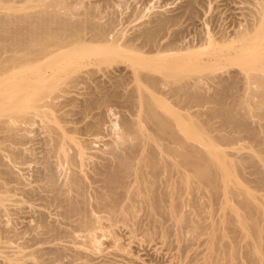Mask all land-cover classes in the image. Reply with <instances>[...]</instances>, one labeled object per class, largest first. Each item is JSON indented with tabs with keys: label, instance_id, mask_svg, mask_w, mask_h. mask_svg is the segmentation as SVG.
I'll return each mask as SVG.
<instances>
[{
	"label": "bare ground",
	"instance_id": "6f19581e",
	"mask_svg": "<svg viewBox=\"0 0 264 264\" xmlns=\"http://www.w3.org/2000/svg\"><path fill=\"white\" fill-rule=\"evenodd\" d=\"M92 1L0 0V148L6 147L9 151L8 158L10 156L14 160H19L26 152V149L23 147L24 152L19 145L28 143L26 140L31 136L29 133L35 131L37 124L38 127L42 126L45 133L43 140L41 139L44 144L43 164L39 169L37 168L41 183L38 186L37 179L38 187L26 185L25 182L23 187L14 188L21 190L20 192L30 196L29 198L39 195V188H44L46 192L50 191V195L43 196V199L51 205L60 207V212L65 219L69 220L68 223L70 220L76 222L77 224L74 225L86 231V237L88 236L91 241H94L97 236L95 229L98 230L103 222L110 223L109 229L119 225L137 227L145 221L150 222L149 225H153L155 229H166L169 223H174L178 235L183 236L187 230L197 235L204 230L199 220L202 218L201 213L210 212L205 211L209 204L205 205L200 201L201 194L207 193L208 198L213 201L221 200L222 207L230 210L229 214L228 210L223 216L221 213L220 224L235 222V228L240 232L238 236L243 240L247 239L245 240L247 256L243 253L245 255L243 257L248 259L249 263H247L264 264V226L260 222L264 219V204L255 202L251 192L241 187L235 173V169L238 171L244 163L249 162L248 158L244 157L240 164L235 161L237 164L235 167L236 164L228 161L223 151L219 150L220 148L217 149L219 144H216L218 141L221 143L231 141L233 136L228 133L220 134L217 131L218 134L212 137L208 134L207 126L211 119L207 122L202 120L191 123L187 114L188 108L192 106L201 107L214 103L216 106L211 108V114L221 119L223 130L233 125L237 131L253 135L258 143L264 146V137L250 128L248 121L250 116H259L256 112L259 113L264 105V0H257L259 3L256 4L258 7L254 13V20L249 22L245 29L237 31L233 38L217 42L208 37L207 40L210 42L199 46L187 45L178 35L179 27L187 11L190 15L192 12L193 15L194 10H197L195 9L197 0H188L180 8L181 11L175 14H165L162 10L154 11L150 19L147 21L145 19V22H142L143 24L139 25L134 34L129 37L123 30L121 31L122 28L118 29L119 21L115 22L107 15L106 7L110 4L107 0H104L105 3H101L102 0L99 3ZM209 47H213V51L208 54L210 60H207L208 64H206L198 56L202 55L201 51L207 48L209 50ZM145 48L148 49L150 56H147ZM117 58H125L130 62L132 80L128 82L121 75H112L111 81L106 84L103 78L96 76L97 70L93 66L96 68L98 64ZM225 58L239 63L243 67L247 80V94L235 96L230 104L225 102L224 93L227 87L224 85L223 78L213 77L212 71L206 72L210 69L207 65L211 62ZM193 59H198L199 61L196 60L198 64ZM214 62L211 64L215 66L217 63ZM91 82H94V85ZM207 82H218L220 89L213 94H208L207 86H205ZM83 85L86 91L81 93ZM125 87L127 90L131 87L125 101L132 108L134 107L136 119L124 122L127 131L117 136V141L113 142L114 146L113 143L111 144L113 148L110 146L111 151H108V156L92 161L93 158L91 157L92 160H90V154L87 155V148L80 141L81 139L72 135L73 132L76 134L78 129L80 131V128L75 125V128L73 125H71L72 128L69 126L73 124L74 115L65 107L69 105V102L71 106L73 99L75 101V97H79H71L69 94L73 95L76 92L77 95L79 92V96L81 94L85 96L82 104L80 102V119L74 120V123L83 120L86 122L84 131L100 134L104 124V111L123 99L121 92ZM158 93L166 97H160ZM256 97L258 101H255ZM76 104L72 106L76 107ZM95 110L98 113L94 114ZM217 130L223 131L221 128ZM191 140L198 144L192 143ZM199 143L208 149H203ZM71 147L76 148V154L71 153ZM2 157L0 152V165H2ZM53 157L61 164H58ZM251 158L253 160V157ZM87 161L92 169V172L89 169L90 175L87 173L90 167L87 166L86 169L84 164L86 162L87 165ZM62 162L68 163L69 167L77 166L78 168L80 165L79 169L85 171L86 175L74 167L76 170L70 172L72 176L69 175V181H64L65 184L62 183L60 186L56 176L60 172L59 169L57 172L58 165H63ZM6 166L0 168V175L6 177L15 175L13 170ZM254 173L259 185L264 187V169L257 165L254 167ZM87 174L92 184L96 186L91 187L89 184L91 181L87 182L89 181ZM16 176L14 177L17 179L18 176ZM19 179L15 181L18 182ZM20 183H22L21 179ZM87 186L96 187L93 190V196L92 193L89 196L88 191L91 192V190H88ZM74 190L78 192L75 194L78 197L72 194ZM190 193L192 194V196L189 195L192 198L191 204L198 209L196 210L198 215L200 213L199 219L193 217L190 214L192 212L186 213L187 197ZM91 196L94 202L90 199ZM4 198L0 195L1 203L5 201ZM91 201L103 215L95 213ZM232 201H236L235 206L231 203ZM213 208L211 207V210ZM215 208L213 213L216 211ZM101 211L98 212L101 213ZM213 213L211 217L216 215L215 213L212 216ZM43 215L40 218L41 227L44 228V232L41 231L42 235L45 233L48 237L49 235L65 237L71 234L65 229H59L58 222L57 226L53 223L55 221L46 222ZM218 223L212 225L214 232L211 237H215ZM173 227L174 225H170L166 231ZM113 229L116 228L113 227ZM136 229L138 230L139 227ZM147 229L149 231L150 228ZM111 233L113 235L114 231ZM235 233L237 235V232ZM37 234L40 233L37 232ZM217 235H219L218 232ZM240 241L242 242L239 239L238 242ZM216 242L215 239L211 242L209 240L211 246L214 243L217 245ZM231 242L236 243L232 239ZM227 243L228 241L225 242V246L223 245L224 250L220 249L222 251L217 257L211 256V258L216 257L212 259L213 262L218 263L221 257H229L234 263L236 258L234 254L237 250L232 254L226 246ZM235 245L238 246V244ZM55 247L53 253L57 258L68 253L69 246L57 247L56 245ZM237 249L239 252L240 249ZM73 250L78 252L77 255L82 254L77 248ZM210 252L209 255L212 254V251ZM22 254H24L23 251ZM22 259L20 257L10 259L12 262L8 264H20L19 261ZM227 260L230 261L226 258V262ZM238 260L240 263L241 260Z\"/></svg>",
	"mask_w": 264,
	"mask_h": 264
},
{
	"label": "rangeland",
	"instance_id": "374dc122",
	"mask_svg": "<svg viewBox=\"0 0 264 264\" xmlns=\"http://www.w3.org/2000/svg\"><path fill=\"white\" fill-rule=\"evenodd\" d=\"M93 1H92L93 3H95L96 1H98L97 3H99L100 0H93ZM107 1L106 2L109 4V6L107 7L105 6L107 8V15L111 17L110 18L111 20L113 21L115 20V22L119 21L117 22L119 24L118 29L122 28L121 31L123 30V32H125V35L127 34L126 36L129 37V35L131 36L132 34H134L135 29H137L139 25L145 22V19L146 21L147 19H150V16L155 13L154 11L157 12L158 10L159 11L162 10L163 12H165V14H175V13H178V11L179 12L181 11L180 8L182 7V5H185V3H187L188 0H110V1L107 0ZM258 1L257 0H197L196 5H195L196 6L195 9L197 10H194L195 13L193 12V15H192V12L190 15V12L187 11V13L183 17V20H182L183 23L179 27L180 33L178 35L181 36V39H184L187 45L189 44V45H196V46L202 45L203 43L206 45V42L209 41L207 40L208 37H210L209 38L210 40H212L211 38H213L212 41L217 40V42L218 40L224 41V39L225 40L231 39L235 36V33L237 31H241L242 29H245L246 26H248V24H250L251 21L254 20V15H255L254 13L256 12V9L258 7L257 6L259 3ZM101 3H105V1L102 0ZM123 26H125V28ZM212 48L213 47H211L209 50L207 48L206 50L200 52L202 55L198 57H201L200 60L203 63L204 62L206 63L207 60H210L209 59L210 55L208 56V54L212 53L213 51ZM144 50L148 53L147 56H150L148 49L145 48ZM200 53L198 55H200ZM226 53L228 54V51ZM196 60L195 62L197 63L199 60L198 61ZM213 62L211 63L213 64ZM232 62L230 60L228 61L226 58L222 60H218L217 62H214V63H217L215 64V66L212 65L211 63L207 65V67L209 66L208 68H210L211 70L209 69L206 71L207 73L212 71L211 75H213V77L220 76L221 77L220 79L223 78L222 80L224 82V85L227 87L226 92L224 93L225 102L227 104L232 103V100L235 98V96H244V94H247V91H246V85H247L246 81L247 80H246V74L243 70V67L239 63H235V62L232 63ZM196 63H194V65L198 64ZM210 66H213V67L211 68ZM93 67L95 70H97L96 76L101 79L103 78V81H105L106 84H108L111 81L112 75H121L122 77H125L128 82L132 80V78L130 77L132 73V66L130 65V62H128V60L125 58H117L115 60H112L104 64H100V65L98 64L96 68L95 66ZM106 73L109 74V76ZM216 83L215 82L206 83L205 85L207 86L206 92L208 94H213L214 91H217L220 89L218 85L219 83L218 82ZM91 84L94 85V82H91ZM83 89H84V85L82 86L81 93L83 91H86V89L84 90ZM130 89L131 87H128V90ZM128 90H127V87H125L121 92L123 99H121L120 102L115 103L113 106H111V108H108L104 111V114H103L104 124H103V128L100 130V134L89 132V131H84L83 128L86 122L83 120H81V122H77L76 123L77 125L74 123V120L78 121L80 119L81 114L79 115V112H80L79 110H80V106L82 102L84 101L83 99H85V96L82 94L79 96L80 94L79 92H78L79 94L77 93V95H76V92H74L75 95L74 93L73 95L72 93L69 94L71 95V97H75V96L79 97V98L75 97V101L73 99V101L71 102L73 104H71V106L69 102V105L66 106L67 108L65 107L66 110L72 111L74 115V117L72 116L73 124L71 123L69 126L72 128L75 125L76 127L80 128V131H78L79 129L77 130V132L79 133L76 132L75 134L73 132L72 135L79 140L81 139L80 141L84 143V145L87 148L86 150V152H88L87 155L90 154L89 155L90 160H92V158H93L92 161L96 160V158H98L97 160H99L100 157L108 156V153L111 151L110 146L113 142L115 143V141H117L118 139L117 136L120 133L127 131V128L125 127L124 122L126 120H133L135 118L134 107L132 108V106H130L125 101V98L128 95ZM158 95L160 97H166V95H163V94L158 93ZM70 99L72 100V98ZM254 99L255 101H258L257 97ZM61 100H64V99L61 98ZM76 103H78V105ZM74 104H76L77 106L76 107L72 106ZM215 106L216 105L214 103L205 104L204 106H201V107L192 106L188 108L187 114L190 118L191 123H198V122H201L202 120L203 121L205 120L204 122H207L208 119H211V121L210 120L208 121L210 123H208L207 126L209 129L208 134L211 135L212 137L218 134L217 131L220 134L228 133V135L233 136V140L231 141H227V142L222 141V143L218 141L216 143V144H219V146H217L218 147L217 149L220 148L219 150L223 151L226 159L234 165L236 164L235 161L238 164H240L244 157L248 158L249 160L248 163H244L238 171L237 169H235L237 180L240 183L242 188L251 192V194L255 197V202L264 204L262 203L264 201V187L259 185L256 179V175L254 173V167L257 165H260L264 169V161H263L264 160V146L258 143L257 139L253 135L249 133L237 131L236 127H234L233 125H231L230 127H225V129L223 130L222 128L224 127L222 126L221 119L219 117H214L211 114L212 113L211 108L213 109V107ZM227 108H229L228 105H227ZM93 112H95L94 114L98 113L97 110ZM256 114H258L259 116L253 115V116H250V118L248 119L249 126L250 128L257 131V133L261 137H264V105L259 111V113L256 112ZM89 119L90 118H88V120ZM211 126L213 127L214 130L210 129L212 128ZM36 127L37 128H35V131L33 130L34 133L33 132L29 133L31 136L27 140L30 139L31 141L29 142L26 140V142H28L27 144L25 142L26 145H24V143H23V146L22 144L19 145L22 150H23V147L26 149L25 150L26 152L23 150L25 153L24 155H22L23 157H21L19 160L17 159L14 160V158L12 159L10 156L8 158L9 151L6 149V147L5 149L0 148V152H2V156H3L2 165H0V168L2 169L4 167H7L6 165H8L9 168H11V170H13L15 174L11 177L0 175V195L5 197L4 198L5 201L2 203L0 202V264L11 263L12 261L10 259H13V258L15 259L19 257L20 259L23 258L22 260H20L21 262L19 261L20 264H32V263L34 264H72V263L73 264H95V263L96 264H198V263L204 264L206 261L209 263L211 262L210 264H214V262L216 261L213 262L212 259H216L217 255L222 251L220 250L221 248L224 250L226 241H228L227 243L228 245L226 246L230 249L232 254H234L236 250L238 252L237 248H239L240 250L238 253L236 252V254H234V256H236V258L234 259V263L229 257H226L227 259L230 260V261L227 260L228 262H226V258L221 257V259L218 261L219 264H226V263L227 264H248L249 263L248 259L244 258L245 255L243 254L245 252L247 253L248 251L246 244H245L246 243L245 240L247 239L244 238L243 240L242 237L240 238L238 236L240 232L239 230H236L235 228L236 224L234 221H233L234 223L232 222L230 223L233 225H230L229 223L225 224L226 226L220 224V218L223 215H225L228 208L226 209L222 207L221 200L213 201L211 198H208L209 195L207 193H204V195L200 193L201 194L200 201L203 202V204L205 205L209 204L208 208L205 211H210V212L201 213L202 218L200 219H199L200 213L198 215V212H197L198 209L195 208L193 204H191L190 199L192 198L189 195L192 196V194L191 193L188 194V197H187V208H186L187 212L186 213L188 214L189 212H192V213L197 212L196 214H192V213L190 214L193 215V217H196V218L198 217V219L201 220L200 224L202 225L204 230L201 231L202 234L201 232L199 233L200 235L199 234L194 235L191 231L187 230V232L184 233L183 236H180L178 235V231L176 230L174 223L168 224L166 229L170 227V225L171 226L174 225L173 228H169L170 230L168 229L169 230L168 232V230L166 231L165 228L155 229L153 225L152 226L149 225L150 222L148 221L147 222L145 221L144 223L145 225L140 224V226L142 225L141 227L137 226L139 227L138 230L136 229L137 227L133 225L132 227L134 229H132L131 225L129 227L127 225L125 226L121 225L123 227L119 225L121 228L119 226L117 227L113 226L116 229H113V227H111L113 230H110L111 229V228L109 229L110 223L108 224L107 222H103L101 223V225L104 226L103 228L105 230L103 228L101 229L102 226H99L100 228L98 227L99 228L98 230L95 229V235L97 236L95 237L94 241H91L88 236L86 237L87 235L86 231L84 232V230L79 228L78 225L76 226L74 225V224H77L76 222L74 223L72 221L73 222L72 223L70 220V222L68 223L69 220L65 219L62 212H60L61 211L60 207L58 208V206L56 205L57 206L56 208V206H54L53 204L51 205L50 203L46 202L43 199V196L50 195V191L46 192L44 188H39L41 190L39 191L38 189V193H40L39 195L41 196L39 197V195H36L34 198L33 197L29 198L30 196L26 195L24 192H22L23 193L22 194L20 192L21 190H18L19 187L20 188L23 187V185H25L26 183H27L26 185L29 184L32 187H38L39 184L41 183L39 181L40 178L38 175L39 173L37 174V171L43 164L42 158L44 155V144L42 140H43L45 133H44V129L42 128V126L38 127V124H37ZM220 128L223 131L220 132V130H217ZM211 131L212 133H210ZM191 142L195 143L194 140H191ZM114 143L112 144L113 146H114ZM113 146L111 147L113 148ZM199 146H201L200 143H199ZM201 147L203 149L205 148L208 149L207 147H204L203 145ZM73 148L71 147L70 151L71 153L75 152L76 154L77 150L75 151L76 148L74 149ZM3 152L5 155L3 154ZM251 157H253V160ZM56 160L58 162V159ZM88 161H87V165H86V162H84L86 169L90 167V165H88L89 163ZM251 163H254V164H251ZM58 164H61V163L58 162ZM62 164L63 165H58L59 167L57 168V172L59 171L60 172H59V175L56 176V178L58 179L57 180L58 184H60V186H62V183L63 185L65 184L64 181L65 182L69 181L68 178L70 179V176H72V173L70 172L75 171L77 168V166H74L76 167L74 168L70 165L74 169V170H71L72 168L69 167L68 163L62 162ZM85 166L83 167L85 168ZM236 166L237 164L235 165V167ZM79 167L77 169L79 171H82L80 170L81 168L79 169ZM86 169H83V170H86ZM89 169L92 172L91 167L88 168V172L87 171L86 172L90 175L91 172L89 173ZM82 172L84 173L85 171H82ZM88 174L87 176L89 178L90 176ZM84 175H86V173H84ZM14 176H16L17 179L20 178L22 183H20V179L18 180V182L15 181L17 179ZM37 179H38V183L36 181ZM90 179L91 178H89V181L87 180V182L91 181L89 183L91 187L96 186V184L94 183L92 184V180ZM36 183L38 184V186ZM14 187H17L18 189ZM87 189L91 190V192L88 191L89 196L91 193H92L91 195L93 196L94 195L93 190L96 189V187L90 188V186H87ZM76 192L77 191L74 190L72 194L75 197H78V195L77 196L75 195ZM205 195L206 196L208 195V196L206 197ZM92 196L90 197V199L91 200L93 199L92 201L94 202V198ZM93 202L91 203V206ZM231 203L234 206L236 205V201H232ZM215 204H217L218 206H216ZM190 206L191 207L193 206V207L191 208ZM211 207L212 208L216 207L215 208L216 215L215 213H213L214 208L211 210ZM93 208H94L95 213L97 212L96 213L97 215L102 214V211L98 210L95 207V205ZM95 208L97 211L95 210ZM98 211H101V213ZM229 211L230 210L227 211L228 214H229ZM41 213L44 214L42 215L45 218L46 222L50 223L52 221H55L53 223H55L56 226L59 223L58 225L60 226L59 229L62 228L61 230L65 229L66 231H69V233L73 234L74 237L71 234L65 235V237L64 236L61 237L60 235L59 237L57 236L58 238L55 236L53 237L51 235H49L50 237H48V235H45V233L42 235L41 231H43L44 228H42L40 224L41 223L40 218L42 216ZM211 213H213L212 216L214 215L215 216L211 217ZM221 213H222V216H221ZM217 216H218V219H217ZM262 220L263 221H260V222L264 226V219ZM104 221H107V220H104ZM28 222H30L32 225ZM216 222H219L218 223L219 225L216 226L217 229H216L215 237H211V235H213V232H214L212 225L214 223L216 224ZM146 223L148 226L146 225ZM209 223H211V225ZM228 224L230 227L228 226ZM152 227H154L152 229L154 232H152L151 230ZM208 227H209V230H208ZM219 227L222 229L221 231ZM11 228L13 229L12 232H11ZM147 228H150L149 229L150 232L147 231L148 230ZM14 229H15V232H14ZM106 229L109 231H107ZM161 229H163L162 232H161ZM171 229L173 230L171 231ZM16 230L18 231L17 233H19V235L16 233ZM132 230L133 232H131ZM113 231H114V234L113 235L112 233L110 234V232H113ZM144 231L149 232V233H146ZM234 231L237 232V235ZM37 232H39L41 235L40 234L38 235ZM157 232H159L161 235ZM163 232L167 234L164 235L165 233ZM217 232L219 235H217ZM151 233H153L154 236L151 235ZM149 234L151 235V237ZM35 235H37V237ZM180 237L182 239H180ZM237 237L238 239H236ZM225 238H226V241H225ZM208 239L210 240V242L214 241V239H215V242L218 239L219 240L221 239V240L220 241L218 240L216 242L217 245L214 243L211 246V243H209ZM231 239L233 240V242H236V243H232ZM239 239L242 240V242L240 241L239 243L238 242ZM221 242H222V245H221ZM235 244H238V246ZM56 245L57 247L59 245H61L62 247L69 246L68 247L69 250L67 248L68 253L66 252L67 256L65 255L60 258L55 257V254L53 252H54V249L56 248L55 247ZM243 247H246V249H243ZM75 248L79 249L82 252V254H80L81 257L80 255H77L78 252L76 251L74 252L73 249ZM22 251L24 254H22ZM210 251H212L211 255H209L211 253ZM25 253L28 255H26ZM17 254L20 256L18 257ZM13 255H15L16 257L15 256L13 257ZM238 255L239 256L241 255V256L239 257ZM211 256L213 257L216 256V257L211 258ZM6 258H9V259L7 260ZM135 258H138V259H135ZM238 259H240L242 263L241 261L239 263ZM218 263L216 262L215 264H218Z\"/></svg>",
	"mask_w": 264,
	"mask_h": 264
}]
</instances>
